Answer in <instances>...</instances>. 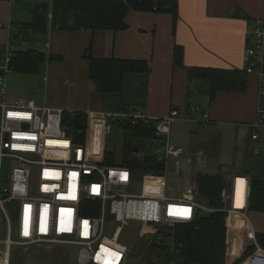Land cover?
Segmentation results:
<instances>
[{
	"label": "crops",
	"instance_id": "0c3cea01",
	"mask_svg": "<svg viewBox=\"0 0 264 264\" xmlns=\"http://www.w3.org/2000/svg\"><path fill=\"white\" fill-rule=\"evenodd\" d=\"M174 1L178 7L176 26L172 14L154 10L131 11L126 19L128 27L118 32L66 31L53 28L50 22L46 34L27 36L22 43L23 50L37 49L46 55L34 73L33 88L23 84L13 87L10 74V96L64 110L108 114L140 110L162 117L176 109L179 116L171 128L172 145L176 151L182 147L193 153L191 161L182 162L185 170L179 178L186 187L182 194L194 190L199 171L222 174L227 185L237 175L264 180V141L251 136L264 79L248 74L244 92H220L211 100L204 84L190 78L188 70L195 66L245 69L246 48L257 21L264 19V0ZM40 4L51 8L53 0H0V23L5 25L0 28V53L13 45L10 26L31 22ZM90 46L95 57L142 60L148 70L127 72L121 93L100 92L89 78L85 52ZM176 46L184 50L182 65L174 59ZM19 75L20 82L30 80L27 73ZM100 117L95 121H101ZM208 155H212L210 160H206ZM248 213L251 223L238 214L230 218V252L234 257L244 253L249 244L258 243V232L264 233V211ZM257 248L244 264L252 258L251 264H264V248L260 244Z\"/></svg>",
	"mask_w": 264,
	"mask_h": 264
},
{
	"label": "built area",
	"instance_id": "2783aa9c",
	"mask_svg": "<svg viewBox=\"0 0 264 264\" xmlns=\"http://www.w3.org/2000/svg\"><path fill=\"white\" fill-rule=\"evenodd\" d=\"M11 33L10 26L9 37ZM12 52L9 45L0 53V232H5L0 238L4 249L0 264H11L13 247L29 245L78 247V264H129L133 246L123 242L122 236L132 221L140 223L138 237L147 243L170 240L173 251L179 224L193 223L200 215L214 211L196 200L192 189L177 194L170 184L172 157L179 151L172 145L171 128L179 110L172 109L162 117L140 110L86 112L87 129L82 137L64 124V109L10 96ZM245 61L248 74L264 79V19L257 21ZM97 117L101 121L96 122ZM112 124L152 125L154 132L148 139L151 154L163 169L139 177L127 166L106 164L105 143ZM251 136L264 141V84ZM241 178L244 184L239 183ZM137 179L145 181L140 189L135 187ZM250 190V179L243 175L234 176L223 189L220 210L228 215V225L234 214L249 221ZM239 197L243 201L240 206L236 204ZM12 200L19 204L16 220L8 206ZM112 221L117 223L113 231L108 225ZM154 262L163 264L164 258L160 255ZM169 264L178 262L171 258Z\"/></svg>",
	"mask_w": 264,
	"mask_h": 264
},
{
	"label": "trees",
	"instance_id": "16d2710c",
	"mask_svg": "<svg viewBox=\"0 0 264 264\" xmlns=\"http://www.w3.org/2000/svg\"><path fill=\"white\" fill-rule=\"evenodd\" d=\"M155 6L157 7L156 11L154 10ZM50 10L51 21H49ZM151 10L157 13L172 14L176 26L178 7L175 1L53 0L51 8L47 4L37 5L33 11L31 22L13 24L10 42L13 44L20 38L27 39V36L46 34L50 22L53 28L66 31L107 30L118 32L128 27L126 19L131 11ZM183 51L182 46L175 47L174 59L178 65L183 64ZM85 58L89 63V78L100 92L121 93L127 72L148 70L146 62L142 60L95 57L91 46L86 50ZM45 59V53L37 49L15 50L11 55V67L19 73L34 74L38 72ZM188 70L190 78L198 79L204 84L205 92L211 100L220 92H244L247 89L248 73L245 69L195 66ZM86 120V112L70 110L63 112L64 124L72 127L82 137L87 129ZM120 129L123 134L122 159L120 161L116 159L115 151H107L105 153L106 164L127 166L139 177L147 171L159 172L163 169L161 163L157 164L154 154L140 156L136 153L141 150L142 142L152 136L154 132L152 125H127L121 126ZM136 147H139V150H136ZM227 183V179L222 174L199 171L195 198L213 208L214 211L200 215L193 223L179 224L174 232L176 249L173 251L170 240L160 244L147 243L144 240L142 249L140 248L142 251L139 254L143 263H132L130 257L129 264H156L154 258L160 255L164 258L163 264H169L171 258H174L178 264H244L249 260L257 250L255 243L249 244L239 257L232 256L230 252L231 234L228 215L220 210L223 207L221 193ZM250 187L248 211H264V180L252 176L250 177ZM170 235H172L171 232L166 234L169 237ZM256 241L264 248V233L258 232ZM67 250L69 252V249ZM12 254L14 255V252ZM15 261L18 262L16 258ZM15 261H12V264Z\"/></svg>",
	"mask_w": 264,
	"mask_h": 264
},
{
	"label": "rangeland",
	"instance_id": "374dc122",
	"mask_svg": "<svg viewBox=\"0 0 264 264\" xmlns=\"http://www.w3.org/2000/svg\"><path fill=\"white\" fill-rule=\"evenodd\" d=\"M24 39H18L13 42V45L11 46V49L13 51L15 50H23L24 47H22ZM10 76V81L12 85L15 88H18L17 85H24L28 89H32V81L37 79V74H27L25 77L29 78L30 80H26L25 83L20 82V80L17 78L19 75V72L12 71ZM44 71L41 73V75H44ZM20 83V84H19ZM34 90H32V93ZM33 95H31L32 97ZM202 117V115H201ZM202 129V127H201ZM201 131V130H200ZM181 142L184 141V139L180 140ZM186 141V140H185ZM192 141V139H191ZM122 144H123V134L122 130L118 125L112 124V130L106 137V143H105V152L107 151H115L116 159L120 161L122 159ZM192 147V146H191ZM182 151H178L175 153L174 157H172V165H170V176L172 177V186L175 188V192L177 194H182L183 192L181 190L185 189V181L179 178L182 170L184 172V165L182 164L185 160H190V156L193 154L190 151L185 152L184 148H182ZM136 152V151H135ZM137 155H144L151 153V147L148 140H145L142 142V148L139 152H136ZM179 155V156H178ZM178 156V157H176ZM216 156L215 154L213 155ZM212 155H208L206 160H210ZM197 163V162H195ZM198 164V163H197ZM138 181L135 184L136 188H141V185H144L145 181L142 179H137ZM249 223L250 222V215L248 214ZM140 223L136 221H132L130 225L126 228L125 234L122 236L123 242H128L130 246H133L132 252L130 253V257L132 259V263H143V259L141 255L142 250H140L142 244H144V238L138 237L137 230L140 228ZM1 225V223H0ZM109 228L111 231H113L117 223L112 221L109 222ZM251 227V224L249 225ZM247 226V228H249ZM15 227V224H14ZM252 230L250 231L251 235ZM5 237V232H0V238ZM69 249V252L68 250ZM142 249V248H141ZM4 249L3 246L0 244V253H3ZM78 247L73 246H43V245H29V246H15L12 248V253L14 252V255L11 256V264L12 261L18 260V262L15 261L13 264H78L77 258H78ZM69 255H68V253ZM22 260V261H21Z\"/></svg>",
	"mask_w": 264,
	"mask_h": 264
},
{
	"label": "water",
	"instance_id": "95a60500",
	"mask_svg": "<svg viewBox=\"0 0 264 264\" xmlns=\"http://www.w3.org/2000/svg\"><path fill=\"white\" fill-rule=\"evenodd\" d=\"M208 98L206 99V103H208ZM71 129L69 128L68 130H67V132H68V134H70L71 133ZM136 150H139V147H136ZM3 164H4V170H3V179L4 180H6L7 179V171H8V160L7 159H5L4 161H3ZM197 182L195 183V188H194V193H197ZM8 206H9V208H10V210H11V212H12V214H13V216H14V219L16 220L17 219V214H18V208H19V204H18V202L17 201H15V200H12V201H10V202H8ZM108 218L109 219H111V218H113V215L112 214H108Z\"/></svg>",
	"mask_w": 264,
	"mask_h": 264
},
{
	"label": "bare ground",
	"instance_id": "6f19581e",
	"mask_svg": "<svg viewBox=\"0 0 264 264\" xmlns=\"http://www.w3.org/2000/svg\"><path fill=\"white\" fill-rule=\"evenodd\" d=\"M240 180H243V178H241ZM240 180H239V181H240ZM244 182H245V181L243 180V184H244ZM239 183H240V182H239ZM239 194H240V193H238V195H239ZM238 199L241 201V204H239V206H240V205L243 204V201L240 199V197H239ZM238 199H237V200H238ZM236 204H237V203H236Z\"/></svg>",
	"mask_w": 264,
	"mask_h": 264
}]
</instances>
